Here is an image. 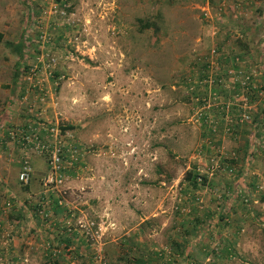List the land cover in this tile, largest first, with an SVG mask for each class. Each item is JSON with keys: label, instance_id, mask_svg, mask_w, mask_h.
I'll list each match as a JSON object with an SVG mask.
<instances>
[{"label": "rangeland", "instance_id": "obj_1", "mask_svg": "<svg viewBox=\"0 0 264 264\" xmlns=\"http://www.w3.org/2000/svg\"><path fill=\"white\" fill-rule=\"evenodd\" d=\"M0 30L25 41L0 44V264H264V56L236 49L264 0H0ZM29 120L79 150L62 207L46 154L18 178Z\"/></svg>", "mask_w": 264, "mask_h": 264}, {"label": "built area", "instance_id": "obj_2", "mask_svg": "<svg viewBox=\"0 0 264 264\" xmlns=\"http://www.w3.org/2000/svg\"><path fill=\"white\" fill-rule=\"evenodd\" d=\"M41 39L47 40L46 35H41ZM215 51V50H213ZM48 74L51 75V69L47 67ZM31 72H36V67L30 68ZM241 74L242 71L233 70L234 74ZM237 76V75H236ZM250 74H245L243 84H248ZM249 118L248 113L242 114L240 120L245 121ZM8 137L13 141H17L22 145L25 153V158L22 160L21 168L18 173V178L23 183H29L34 171L32 162L30 160V151L42 152L46 154L48 161V168L44 175L43 184L45 191L52 193L54 190L59 191L56 203L61 207L65 203L63 201L66 190L58 189L65 183L67 163H74L78 158L79 150L77 146H67L65 138L61 133L59 124L51 122L50 120H29L27 123L19 124L11 129H8ZM69 156V159H68ZM42 211V210H41ZM93 223V222H92Z\"/></svg>", "mask_w": 264, "mask_h": 264}, {"label": "crops", "instance_id": "obj_3", "mask_svg": "<svg viewBox=\"0 0 264 264\" xmlns=\"http://www.w3.org/2000/svg\"><path fill=\"white\" fill-rule=\"evenodd\" d=\"M217 0H207V5H209V2H212V3H215ZM259 27H261V25H260V23L259 22H255V24H254V26H251V27H246L247 29H250V30H252L253 32H252V34H255V31L259 28ZM251 32V31H250ZM250 39V37H248L247 38V41L243 44V45H236V49H237V51L243 56V57H245V58H247L246 60H244L243 61V67L245 68V70H248V71H252L254 68L256 69L257 67H256V65L252 62V61H254L256 58H254L253 56L254 55H260V57L261 58H263V56H264V45L262 46V45H260L261 47H262V49L261 48H259V49H261V50H259V49H256V46H254V44L251 42V40H249ZM261 41H263V44H264V34H263V39L261 40ZM261 44V43H260ZM250 58V59H249ZM242 63V62H241ZM264 66V65H263ZM262 66V69H261V67L260 68H257V69H259V70H263L264 71V67ZM235 70H239V71H241V69H238L239 67H238V65H236L235 67ZM239 73V72H238ZM233 81V80H232ZM235 82V81H234ZM231 83L232 82H227V80L224 82V84L223 85H225V86H227V87H231L232 85H231ZM254 83H256V82H254ZM255 85V84H254ZM232 145H235V144H232ZM34 161V160H33ZM34 163H36L37 165H38V161H34ZM43 166H45V169L47 170V166L45 165V163L44 164H42ZM45 170V171H46ZM19 171H20V169H19ZM19 171H18V173H19ZM9 178V177H8ZM8 178H6V179H8ZM5 179V180H6ZM32 207V206H31ZM58 210H61L60 209V207L58 208ZM35 214H36V212H34Z\"/></svg>", "mask_w": 264, "mask_h": 264}, {"label": "trees", "instance_id": "obj_4", "mask_svg": "<svg viewBox=\"0 0 264 264\" xmlns=\"http://www.w3.org/2000/svg\"><path fill=\"white\" fill-rule=\"evenodd\" d=\"M150 26V24H147L146 27ZM4 43L8 48L11 49V51L13 53H16L19 57V60L21 61L23 56H24V49H25V41L19 40V41H13L10 39L5 38V34L3 31L0 30V44ZM19 61V63H20ZM15 77H18V71L15 74ZM188 180L189 181H193V183L196 181V176L193 173V171H189L188 172ZM197 185V183L195 182V186ZM135 263H140V264H144L145 262L141 259V258H136Z\"/></svg>", "mask_w": 264, "mask_h": 264}]
</instances>
